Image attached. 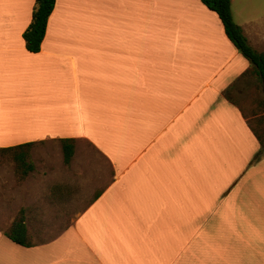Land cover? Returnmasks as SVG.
<instances>
[{"label": "crops", "instance_id": "crops-1", "mask_svg": "<svg viewBox=\"0 0 264 264\" xmlns=\"http://www.w3.org/2000/svg\"><path fill=\"white\" fill-rule=\"evenodd\" d=\"M34 2L0 0V148L73 138L53 190L16 193L54 194L53 215L72 217L39 240L25 219L28 245L0 226V264H264V136L231 96L258 77L217 13L55 0L32 52ZM252 2L230 10L264 51V0L260 15Z\"/></svg>", "mask_w": 264, "mask_h": 264}, {"label": "rangeland", "instance_id": "rangeland-1", "mask_svg": "<svg viewBox=\"0 0 264 264\" xmlns=\"http://www.w3.org/2000/svg\"><path fill=\"white\" fill-rule=\"evenodd\" d=\"M261 4L262 0H253L250 12L260 15ZM239 86L242 88V94L238 95L237 91L233 90L231 96L255 132L264 136V95L260 83L254 76H249ZM26 152L32 169L23 175V168L14 159V152L0 149V226L8 230L12 221L22 215L24 220H28L29 234L34 235V239H45L57 234L70 221L72 215L67 211H64L65 215H53L54 211L60 212L62 209L54 194L16 193L53 190L54 183L50 172L53 164L63 158L62 150L57 140L47 139L34 142ZM55 222L58 225H52ZM40 223H49L52 226L43 229L45 227Z\"/></svg>", "mask_w": 264, "mask_h": 264}, {"label": "trees", "instance_id": "trees-1", "mask_svg": "<svg viewBox=\"0 0 264 264\" xmlns=\"http://www.w3.org/2000/svg\"><path fill=\"white\" fill-rule=\"evenodd\" d=\"M202 3L209 9L215 11L219 16L224 31L233 45L240 51V53L250 62L252 71L257 75L261 89L264 95V51H259L249 44L246 36L243 34L241 27L233 20L230 10V0H201ZM55 0H35L31 20L28 26L22 33L25 47L32 52L39 50L41 41L43 39L47 19L51 13ZM63 160L67 163L71 159L74 152L75 140L73 138L59 139ZM33 142H25L16 146L0 148L3 151H13L14 159L18 165L23 168L22 174H26L32 169V164L27 161L26 149L32 145ZM5 234L14 242L28 245L27 229L24 223V218L19 215L15 218Z\"/></svg>", "mask_w": 264, "mask_h": 264}]
</instances>
